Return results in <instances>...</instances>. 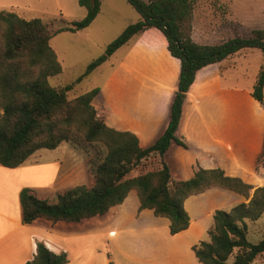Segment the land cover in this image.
Segmentation results:
<instances>
[{"label":"trees","instance_id":"trees-1","mask_svg":"<svg viewBox=\"0 0 264 264\" xmlns=\"http://www.w3.org/2000/svg\"><path fill=\"white\" fill-rule=\"evenodd\" d=\"M126 1L140 20L107 46L105 54L88 66L87 74L133 37L150 29L163 35L168 53L180 61V76L167 129L147 149L141 148L135 134L110 128L99 118L93 105L99 88L69 99L72 85L56 89L49 84V78L62 73L50 46L51 38L58 32L76 33L88 28L100 12L101 0H78L79 6L87 11L84 19L54 33L40 19L25 20L15 13L0 11V165L17 168L39 150H55L71 141L75 128L88 143H99L106 149L103 159L92 168L95 177L92 187H71L57 196L55 204L40 200L28 188L23 189L20 193L23 223L31 224L38 219L78 223L103 216L135 190L140 210L150 209L155 216L168 219L170 234L174 236L190 225L185 201L219 187L242 195L247 202L229 211L214 212L209 240L193 246L195 257L200 264H254L257 257L264 255V239L256 244L249 241L248 222L258 221L264 213V186L253 187L238 177L227 176L220 168L199 167L192 178L174 180L163 157L173 142L185 145L176 138V131L187 93L198 73L242 50L258 49L264 55V31L220 44H199L184 29L192 18L196 0ZM251 96L264 103V65ZM148 160L159 162L147 170L144 163ZM136 169L139 174L131 176ZM67 263L66 253H53L39 242L34 258L26 264ZM108 264L115 263L110 260Z\"/></svg>","mask_w":264,"mask_h":264},{"label":"crops","instance_id":"crops-1","mask_svg":"<svg viewBox=\"0 0 264 264\" xmlns=\"http://www.w3.org/2000/svg\"><path fill=\"white\" fill-rule=\"evenodd\" d=\"M150 32L159 31L150 29L139 36ZM205 69L198 73L192 85L200 95L193 96L190 90L187 93L176 136L186 122L187 106L197 109L202 101L219 100L221 112L210 113L209 119L202 113L192 115L183 137L189 141L196 134L198 138L194 139V146L204 149L206 153L196 155L194 165L188 172L184 170L179 150L173 148L176 144L173 142L163 157L172 178L185 181L192 178L199 167L206 170L220 168L227 176L238 177L253 187L264 186V166L259 162L264 157V113H260L258 119H252L242 107L245 97L241 96L240 91L225 89L221 75L204 74ZM176 91L175 88L171 89V97L167 101L169 115L149 138L144 134L145 125L139 122L126 124L107 118L104 103L99 101L101 92L93 105L98 116L110 128L135 134L141 148L147 149L167 129ZM250 105L256 111L258 108L255 105H259L260 111L264 110V103L259 104L253 98ZM148 139L145 144L144 141ZM61 149L62 146L49 150L51 152L39 150L17 168L0 165V264H26L34 258L39 242L53 253H66L67 264H108L110 260L115 264H200L192 248L201 242L211 216L222 209L220 204L233 208L247 202L242 195L219 187L191 196L184 204L190 217L189 228L174 236L170 234L168 219L155 216L150 209L140 210L135 190L129 192L121 205L111 208L103 216L78 223L38 219L25 224L20 204L23 189L28 188L40 200L55 204L57 196L71 187L94 185L95 177L87 164L75 165L69 161V171L67 166L64 167L59 160ZM48 153H58V157H42ZM135 171L139 174L138 170ZM132 173L131 176L137 175L134 171ZM258 178L262 182L257 185ZM108 254L111 258H108Z\"/></svg>","mask_w":264,"mask_h":264},{"label":"rangeland","instance_id":"rangeland-1","mask_svg":"<svg viewBox=\"0 0 264 264\" xmlns=\"http://www.w3.org/2000/svg\"><path fill=\"white\" fill-rule=\"evenodd\" d=\"M0 11L15 13L25 20L40 19L52 33L84 19L87 14L86 9L79 6L78 0H0ZM139 20V14L126 0H101L100 12L88 28L76 33L58 32L51 38L50 46L62 73L49 78V84L56 89L72 85L69 99L99 88V101L104 103L107 118L126 124L139 122L145 125L144 134L149 138L169 115L167 101L171 97V89H177L180 76V61L168 53L163 35L150 32L143 37H133L87 74L88 66L105 54L107 46L129 25ZM184 29L199 44L214 45L236 37H252L256 31H264V0H196L192 18ZM263 65V53L258 49H248L207 67L204 74L221 75L222 87L239 90L241 96L245 97L242 103L244 111L252 119H258L264 110L260 111L259 105H255L258 108L256 111L251 107L250 100ZM192 88L190 92L193 96L200 95L197 88ZM208 100L202 101L197 109L187 106L186 122L176 136L185 145L176 143L173 148H178L179 159L188 172L194 165L196 155L206 153L204 149L194 146V139L198 138L196 134L189 141L183 137L192 115L202 113L209 119L210 113L221 112L219 100ZM60 146L59 160L64 167H68V171L69 161L75 165L87 164L92 170L106 154L102 144L88 143L77 128L72 132L71 141ZM42 157L54 159L58 153H48ZM155 162L159 160H148L144 165L147 170L152 169ZM260 164L264 166V157ZM261 182L262 179L258 178L257 185ZM220 205L221 210L225 211L232 207ZM212 216L201 241L209 240ZM248 239L254 244L264 239V213L258 221L248 222ZM254 264H264V255L257 257Z\"/></svg>","mask_w":264,"mask_h":264}]
</instances>
